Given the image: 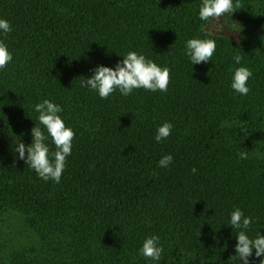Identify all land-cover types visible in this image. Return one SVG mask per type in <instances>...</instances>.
<instances>
[{"label":"trees","instance_id":"16d2710c","mask_svg":"<svg viewBox=\"0 0 264 264\" xmlns=\"http://www.w3.org/2000/svg\"><path fill=\"white\" fill-rule=\"evenodd\" d=\"M240 2L237 43L206 35L202 0H0L13 28L0 32L13 55L0 70V264H240L232 211L252 217L250 238L264 235V0ZM191 38L215 40L211 61L191 63ZM129 51L171 70L167 92L102 99L82 86ZM240 66L253 72L246 96L231 88ZM44 99L75 132L59 183L14 151L32 143ZM164 122L171 134L157 142ZM167 154L173 162L158 167ZM8 215L33 230L12 249ZM152 235L159 262L139 252ZM260 259L253 250L250 264Z\"/></svg>","mask_w":264,"mask_h":264},{"label":"clouds","instance_id":"9594fccd","mask_svg":"<svg viewBox=\"0 0 264 264\" xmlns=\"http://www.w3.org/2000/svg\"><path fill=\"white\" fill-rule=\"evenodd\" d=\"M241 8L244 7L240 0H235V2L234 0H202L199 8V18L205 22L202 29L207 26L206 35L211 37L214 32L222 31L223 24L217 23L222 17L226 15L232 17L233 13ZM12 30L11 22L6 18H0V32L7 36ZM237 43H239L238 35ZM216 47L214 39L191 38L186 42L185 54L193 65L207 63L212 60ZM233 59L239 65L243 56L237 54ZM12 60L13 55L7 44L0 39V70L5 69ZM92 72L93 75L82 80V86L98 92L102 99H107L117 89L124 96L130 95L134 89L140 88L152 92H167L171 81V70L167 66L161 67L136 51H129L114 68L101 64L92 69ZM252 76L253 72L248 67H236L233 71L231 88L240 95L246 96L250 92L248 80ZM34 108L39 115L38 122L36 121V125L31 129L32 143L26 145L21 140L14 151L18 153V159L25 160L26 165L35 170L41 179L59 183L67 166V157L72 152L75 132L66 126L61 117L60 113L63 112L61 105L44 99L35 104ZM172 128L171 122H164L159 126L156 131V141L167 139ZM49 137L55 145V151H50L49 145L46 143ZM238 156L244 160L248 158V153L239 152ZM173 159L172 154L163 156L158 161V167L167 168ZM192 172L196 173L197 169L193 167ZM252 222V217L245 216L239 207H236L231 213L229 225L233 229L239 230L236 234L237 243L234 256L238 258L240 264H250L253 250H255L257 258L264 257V235L258 232L254 238H250L247 234ZM159 241L158 235L147 237L139 250L140 254L145 259L159 262L163 253V247ZM259 264H264V259H260Z\"/></svg>","mask_w":264,"mask_h":264},{"label":"rangeland","instance_id":"374dc122","mask_svg":"<svg viewBox=\"0 0 264 264\" xmlns=\"http://www.w3.org/2000/svg\"><path fill=\"white\" fill-rule=\"evenodd\" d=\"M217 23L223 24V29L220 32L214 33L224 34L230 37H237V35L239 36L241 34L240 20L235 13H233L232 17L230 15L222 17ZM7 220L8 222L6 223L5 221ZM4 222L6 223V227L10 230L9 243L13 246H10L11 249L21 246L23 243L27 242L31 234H33V230L18 215H8Z\"/></svg>","mask_w":264,"mask_h":264}]
</instances>
